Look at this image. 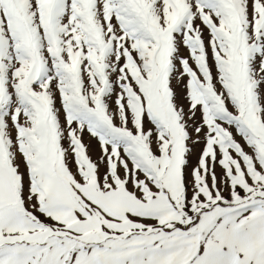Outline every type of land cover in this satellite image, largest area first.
<instances>
[{
    "label": "snow or ice",
    "instance_id": "snow-or-ice-1",
    "mask_svg": "<svg viewBox=\"0 0 264 264\" xmlns=\"http://www.w3.org/2000/svg\"><path fill=\"white\" fill-rule=\"evenodd\" d=\"M0 264H264V0H0Z\"/></svg>",
    "mask_w": 264,
    "mask_h": 264
}]
</instances>
